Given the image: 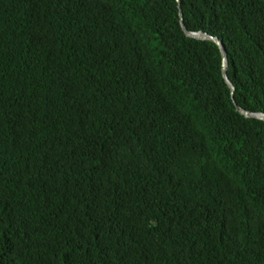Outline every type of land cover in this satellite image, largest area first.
Segmentation results:
<instances>
[{"label": "trees", "instance_id": "obj_1", "mask_svg": "<svg viewBox=\"0 0 264 264\" xmlns=\"http://www.w3.org/2000/svg\"><path fill=\"white\" fill-rule=\"evenodd\" d=\"M0 0V264H264V0Z\"/></svg>", "mask_w": 264, "mask_h": 264}, {"label": "water", "instance_id": "obj_2", "mask_svg": "<svg viewBox=\"0 0 264 264\" xmlns=\"http://www.w3.org/2000/svg\"><path fill=\"white\" fill-rule=\"evenodd\" d=\"M177 2L179 3V9H180V20H181V25H182V29L184 30L185 34L190 37V38H194L196 40H210L212 41L213 44H215L217 46V48L220 51V55L222 58V77L223 79H225V82L227 84H229L231 90H232V95L234 94V87L232 86L231 82L229 81V79H227L226 74H225V69L227 67V56L225 53V49L223 44L221 43V41L215 37H212L206 33L203 32H190L187 30V28L185 27L184 24V20H183V12L180 8V2L181 0H177ZM237 110L245 117L247 118H254V119H258L261 121H264V114L261 113H251L249 111L244 110L243 108H241L240 106H237Z\"/></svg>", "mask_w": 264, "mask_h": 264}, {"label": "bare ground", "instance_id": "obj_3", "mask_svg": "<svg viewBox=\"0 0 264 264\" xmlns=\"http://www.w3.org/2000/svg\"><path fill=\"white\" fill-rule=\"evenodd\" d=\"M182 10V9H181ZM184 15V14H183ZM226 53V52H225Z\"/></svg>", "mask_w": 264, "mask_h": 264}]
</instances>
